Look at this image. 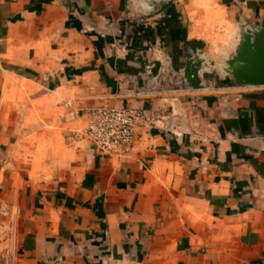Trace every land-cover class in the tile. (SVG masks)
I'll return each instance as SVG.
<instances>
[{
    "label": "crops",
    "instance_id": "crops-1",
    "mask_svg": "<svg viewBox=\"0 0 264 264\" xmlns=\"http://www.w3.org/2000/svg\"><path fill=\"white\" fill-rule=\"evenodd\" d=\"M246 20L264 0H0V264H264V88L178 71ZM103 105L147 117L121 158L82 135Z\"/></svg>",
    "mask_w": 264,
    "mask_h": 264
},
{
    "label": "water",
    "instance_id": "water-1",
    "mask_svg": "<svg viewBox=\"0 0 264 264\" xmlns=\"http://www.w3.org/2000/svg\"><path fill=\"white\" fill-rule=\"evenodd\" d=\"M208 66L204 58L188 54L178 71L187 88L201 90L210 87L205 82V74L212 73ZM210 66L219 69L222 80L229 77L237 86L264 88V25L247 20L237 24L234 42L224 52L222 64L211 62ZM165 70L168 76L173 75L169 60H166Z\"/></svg>",
    "mask_w": 264,
    "mask_h": 264
},
{
    "label": "built area",
    "instance_id": "built-area-1",
    "mask_svg": "<svg viewBox=\"0 0 264 264\" xmlns=\"http://www.w3.org/2000/svg\"><path fill=\"white\" fill-rule=\"evenodd\" d=\"M89 115L82 135L99 155L108 158L126 155L133 148L138 128L147 120L144 110L131 106H98Z\"/></svg>",
    "mask_w": 264,
    "mask_h": 264
},
{
    "label": "rangeland",
    "instance_id": "rangeland-1",
    "mask_svg": "<svg viewBox=\"0 0 264 264\" xmlns=\"http://www.w3.org/2000/svg\"><path fill=\"white\" fill-rule=\"evenodd\" d=\"M261 25H264V23H260ZM239 25H241V22L239 23ZM193 55H195V57L196 58H198V57H201V58H203L198 52L196 53V54H193ZM224 57V56H223ZM205 59V58H204ZM224 59V58H223ZM223 59H219L218 60V62H216V63H218V64H222V62H223ZM206 60V59H205ZM207 61V60H206ZM185 62H186V58H185ZM185 62H184V64H185ZM208 63H209V68H210V70H212V73H210V74H205V80L206 81H209V82H214L215 80L218 82V83H221V81H218L219 80V78H220V75H221V72L219 71V69H217V68H213L212 66H210V63H211V61H207ZM160 65V66H159ZM182 65V64H181ZM165 66H166V63L164 64V62H161V63H159L158 64V66L156 65L155 66V68H160L159 69V72H160V74L161 75H163V76H168V70H165ZM157 69V70H158ZM179 74H180V72H179ZM180 76H181V74H180ZM170 78H171V80H170V78L166 81L169 85L167 86V85H165L164 87H162V88H160V89H166V91L167 90H171L172 89V84H175V83H177V84H179V83H181V79H179V78H176V77H174V76H172V75H170L169 76ZM158 78V80H159V78L160 77H156V79ZM183 80V79H182ZM226 81H229V83H232L231 82V80H230V78L228 77L226 80H223V82H226ZM183 82V81H182ZM232 84H234V83H232ZM235 85V84H234ZM157 89H159V88H157Z\"/></svg>",
    "mask_w": 264,
    "mask_h": 264
},
{
    "label": "trees",
    "instance_id": "trees-1",
    "mask_svg": "<svg viewBox=\"0 0 264 264\" xmlns=\"http://www.w3.org/2000/svg\"><path fill=\"white\" fill-rule=\"evenodd\" d=\"M225 83H229V81H226Z\"/></svg>",
    "mask_w": 264,
    "mask_h": 264
}]
</instances>
